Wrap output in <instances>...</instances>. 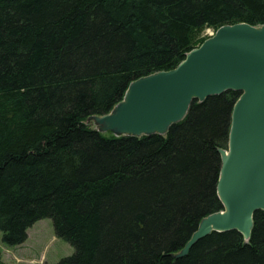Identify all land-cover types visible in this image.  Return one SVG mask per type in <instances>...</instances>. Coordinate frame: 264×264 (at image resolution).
<instances>
[{
	"label": "trees",
	"instance_id": "obj_1",
	"mask_svg": "<svg viewBox=\"0 0 264 264\" xmlns=\"http://www.w3.org/2000/svg\"><path fill=\"white\" fill-rule=\"evenodd\" d=\"M240 23L264 25V0H0L2 243L50 219L74 248L57 264H264L263 211L249 240L213 232L174 257L223 211L219 150L238 92L193 102L165 135L85 124L175 69L205 31Z\"/></svg>",
	"mask_w": 264,
	"mask_h": 264
},
{
	"label": "water",
	"instance_id": "obj_2",
	"mask_svg": "<svg viewBox=\"0 0 264 264\" xmlns=\"http://www.w3.org/2000/svg\"><path fill=\"white\" fill-rule=\"evenodd\" d=\"M228 91L240 95L227 149L219 150L216 190L223 211L203 218L175 258L213 232L237 231L249 240L254 213L264 212V25L218 28L175 69L132 82L108 114L86 120L115 136L165 135L193 102Z\"/></svg>",
	"mask_w": 264,
	"mask_h": 264
},
{
	"label": "rangeland",
	"instance_id": "obj_3",
	"mask_svg": "<svg viewBox=\"0 0 264 264\" xmlns=\"http://www.w3.org/2000/svg\"><path fill=\"white\" fill-rule=\"evenodd\" d=\"M212 33L214 32L211 30L205 31V35L209 37ZM85 124L105 136L110 134L115 136L112 132L101 131L94 119L87 123L85 121ZM27 234L28 238L22 245L7 247L2 243L3 233L0 232V258L4 264H57L61 259L74 253L72 246L55 236L50 219L36 222L28 229Z\"/></svg>",
	"mask_w": 264,
	"mask_h": 264
}]
</instances>
